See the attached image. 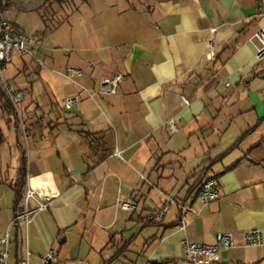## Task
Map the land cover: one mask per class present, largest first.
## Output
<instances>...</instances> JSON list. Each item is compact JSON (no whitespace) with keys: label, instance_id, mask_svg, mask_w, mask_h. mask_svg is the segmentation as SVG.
Here are the masks:
<instances>
[{"label":"crops","instance_id":"crops-1","mask_svg":"<svg viewBox=\"0 0 264 264\" xmlns=\"http://www.w3.org/2000/svg\"><path fill=\"white\" fill-rule=\"evenodd\" d=\"M43 3L23 0L24 11L45 26L73 24L69 39L47 46L43 32H26L12 14L50 66L19 54L12 65V86L30 90L26 130L0 104L8 117H0L8 128L0 233L15 215L23 165V194L28 179L46 174L57 194L11 232L6 264L25 248L30 264H42L49 247L58 264H187L184 240L213 243L223 231L236 245L221 251V263L264 264V58L250 41L264 23V0H66L62 15ZM65 60L81 73L65 76ZM117 73V92L101 93ZM34 79L47 84L41 97ZM70 95H80L73 111L60 104ZM205 176L218 179L221 196L203 205ZM251 228L262 233L258 246L243 243Z\"/></svg>","mask_w":264,"mask_h":264},{"label":"built area","instance_id":"built-area-1","mask_svg":"<svg viewBox=\"0 0 264 264\" xmlns=\"http://www.w3.org/2000/svg\"><path fill=\"white\" fill-rule=\"evenodd\" d=\"M264 18V9L262 11ZM216 28H211L215 32ZM34 39L31 35L14 26L6 17L4 10L0 7V87L6 94L9 105L8 112L13 119H17L22 124V113L20 104L25 100L27 91L22 88H13L10 86L8 79L5 78L4 72L7 65L13 59V53L19 55H29L38 63H41L34 56L30 44ZM256 47V58H264V23L260 29L250 38ZM217 57V50L212 39L208 42V51L206 59L213 61ZM69 76L73 73H81V70L68 66L66 68ZM124 75L117 73L113 77L104 79L100 84V92L105 94H115L119 83L123 80ZM185 103L188 101L183 97ZM80 102V95H70L62 98L60 104L64 109H71ZM24 130V127H23ZM114 155L121 156L120 150H115ZM43 176V175H42ZM45 177V178H43ZM43 177H31L28 179L27 186L21 201V208L15 213L5 233H0V264H6L11 245V232L13 230L26 228L29 224L33 213L46 210L52 199L57 194L49 175ZM221 196L218 189V179L212 176H205L201 180L199 192V201L206 205L217 200ZM123 205L129 206L125 202ZM179 208L186 210L183 204ZM167 211V206L163 207L156 213V217L161 219ZM183 227V224H182ZM243 243L246 246H258L262 243V233L258 228L248 229L243 235ZM236 245L234 236L230 231L219 232L215 236L213 243H198L184 240L185 256L187 264H223L220 261V253L223 250L233 248ZM42 264H58L59 259L53 248H47L41 258ZM17 264H30V253L25 248Z\"/></svg>","mask_w":264,"mask_h":264},{"label":"rangeland","instance_id":"rangeland-1","mask_svg":"<svg viewBox=\"0 0 264 264\" xmlns=\"http://www.w3.org/2000/svg\"><path fill=\"white\" fill-rule=\"evenodd\" d=\"M62 2L65 3L66 0H46V3H43L42 6H44L45 8H53L54 9V12L56 13H59L62 15V10H61V5H62ZM52 4V5H51ZM4 12H5V15L7 17V19L13 23V12L14 14L16 13V22L26 30V32L30 33V34H36L37 32H43L44 33V42L47 46H54V45H57V44H61L59 43L61 41V39H69L70 38V33H71V25L73 24V17L70 19V22L69 23H63L61 26L57 27V28H54L53 27V23L54 21L50 22L48 21L47 22V26H45V24L43 23V21L41 20L40 16L37 14L36 11H24L25 7L23 5V0H4L3 1V6H2ZM43 8V7H41ZM55 14V13H54ZM52 23V24H51ZM27 33V34H28ZM69 51H60V50H55L54 51V54H57V55H62L63 53L67 54ZM62 53V54H61ZM35 58L39 59L40 60V68H42V64H44V66L48 67L50 66L49 65V62L48 61H43L41 57L35 55L34 56ZM64 57V56H63ZM28 58V57H27ZM26 58V59H27ZM63 68H65L66 66L65 63H66V60L63 61ZM17 63V53L14 52L13 53V63L12 64H8L7 65V68L4 72V76L6 79L9 78V75L11 74V72L13 71V64H16ZM62 66V64H61ZM70 66V64L68 65ZM67 66V67H68ZM71 67H73V65H71ZM45 70V69H43ZM62 73L67 76L69 73H67L66 71V68L62 70ZM35 78V77H34ZM66 79V77H65ZM9 84L11 87L15 88V86H12L13 84H11V82L8 80ZM33 95H38L41 97V95H43V86L42 85H47L46 83L44 84V82H41L40 79H34L33 80ZM64 98V97H63ZM26 99V98H25ZM62 98H60L61 100ZM0 104H2L3 106L4 105H9V101H8V98L6 96V94L4 93V91L2 90V88L0 87ZM25 100L20 104V110H21V113H22V124L20 123L19 120L17 119H13L11 118V121L15 122L16 124H18V126H20L22 129L24 127V129L26 128L27 124L26 122L24 121L23 119V112H22V109L23 107L25 106ZM69 111V110H68ZM73 111V108L72 110ZM4 116L5 118H8L7 115H3L1 113V110H0V117ZM0 126L2 127L3 131L5 134L8 133V128L6 127V123L0 119Z\"/></svg>","mask_w":264,"mask_h":264},{"label":"trees","instance_id":"trees-1","mask_svg":"<svg viewBox=\"0 0 264 264\" xmlns=\"http://www.w3.org/2000/svg\"><path fill=\"white\" fill-rule=\"evenodd\" d=\"M3 1L4 0H0V7L2 8L3 6ZM3 9V8H2ZM27 91V95H26V98L28 97V94L30 93V90L29 89H24ZM26 107H23L22 109V112H23V119L24 121L26 122L27 118H26ZM28 127L26 126L25 130L27 129ZM5 140V136H4V133H3V129L2 127L0 126V144L3 143ZM22 178H20L14 185V188H15V199H14V211L15 213L21 208V201L23 199V191H22V188H23V184H24V174H25V165L22 166Z\"/></svg>","mask_w":264,"mask_h":264}]
</instances>
